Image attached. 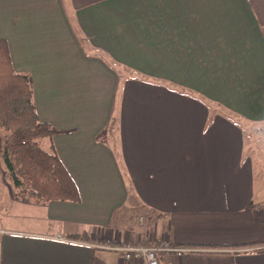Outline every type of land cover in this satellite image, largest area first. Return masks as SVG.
Wrapping results in <instances>:
<instances>
[{
	"label": "crops",
	"instance_id": "0c3cea01",
	"mask_svg": "<svg viewBox=\"0 0 264 264\" xmlns=\"http://www.w3.org/2000/svg\"><path fill=\"white\" fill-rule=\"evenodd\" d=\"M0 39L81 196L0 195V264H264V0H0Z\"/></svg>",
	"mask_w": 264,
	"mask_h": 264
},
{
	"label": "trees",
	"instance_id": "16d2710c",
	"mask_svg": "<svg viewBox=\"0 0 264 264\" xmlns=\"http://www.w3.org/2000/svg\"><path fill=\"white\" fill-rule=\"evenodd\" d=\"M131 78L137 76L121 77V85ZM115 124L113 118L110 130ZM57 134L55 128L39 119L32 76L15 70L9 43L0 39L1 158L10 182L18 190L15 198L25 204L81 202L79 188L55 149L47 152L39 145L40 140L52 139ZM143 214L138 218H154L152 212ZM243 247L258 248L256 252L263 253L264 241Z\"/></svg>",
	"mask_w": 264,
	"mask_h": 264
},
{
	"label": "built area",
	"instance_id": "2783aa9c",
	"mask_svg": "<svg viewBox=\"0 0 264 264\" xmlns=\"http://www.w3.org/2000/svg\"><path fill=\"white\" fill-rule=\"evenodd\" d=\"M138 226L145 225L144 218L137 219ZM95 247L109 249L119 254L120 259L128 264H159V256L162 254H174L182 256L190 252L189 249L176 248L167 242H162L160 245L155 243L149 246L138 244L133 246L131 244L117 245L108 247L106 244L100 242L94 243Z\"/></svg>",
	"mask_w": 264,
	"mask_h": 264
},
{
	"label": "rangeland",
	"instance_id": "374dc122",
	"mask_svg": "<svg viewBox=\"0 0 264 264\" xmlns=\"http://www.w3.org/2000/svg\"><path fill=\"white\" fill-rule=\"evenodd\" d=\"M116 69H119V71L124 73V67L123 66L119 65L116 67ZM126 74H127V76H129L128 72H126ZM168 86L171 87L173 90H175V88L177 87L175 85H170V84H168ZM190 94H192V93L190 92ZM192 95H195V94H192ZM196 96L201 98V99L208 100L206 96H203L201 94H198V95L196 94ZM247 137H248V142H249L248 146L250 147L249 152L251 150H253V153L260 158L258 161V165L261 166V168L264 170V150H262V152H260V153L258 152V148H259L258 146H263L261 144V140H262L261 137L259 136L258 132L254 129V127H252V128L248 127L247 128ZM39 145L43 150L50 152V148L48 146V140L47 139L40 140ZM2 149H3V139H2V137H0V180L2 182L3 181L5 182V185H2V187L0 188V195L2 196V198H4V196H6L9 200H15L16 199L15 196H16L18 190L13 187L12 183L9 180L8 174L5 173L6 170H5V167L3 165L2 158H1ZM2 172H4V174ZM141 215H144V214L141 213ZM153 217H154V215H153Z\"/></svg>",
	"mask_w": 264,
	"mask_h": 264
}]
</instances>
